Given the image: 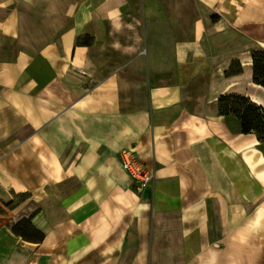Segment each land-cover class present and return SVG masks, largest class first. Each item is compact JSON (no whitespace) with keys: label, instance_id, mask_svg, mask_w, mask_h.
<instances>
[{"label":"crops","instance_id":"1","mask_svg":"<svg viewBox=\"0 0 264 264\" xmlns=\"http://www.w3.org/2000/svg\"><path fill=\"white\" fill-rule=\"evenodd\" d=\"M191 2L172 45L166 0H0V264H264L236 231L264 208V143L219 101L264 107V0ZM30 216L40 242L12 230Z\"/></svg>","mask_w":264,"mask_h":264},{"label":"trees","instance_id":"2","mask_svg":"<svg viewBox=\"0 0 264 264\" xmlns=\"http://www.w3.org/2000/svg\"><path fill=\"white\" fill-rule=\"evenodd\" d=\"M216 16H212L215 19ZM92 38L86 36L83 41L77 39L78 44L89 45ZM252 79L256 84L264 87V51L252 50ZM234 100L240 103L239 108L227 109L226 101ZM220 107L223 114H235L241 124L242 133H254L258 140L264 142V107L253 102L248 96L230 93L220 97ZM26 198V194H20ZM13 232L20 235L23 239L40 242L44 239L42 231L32 223V217L20 219L12 228Z\"/></svg>","mask_w":264,"mask_h":264},{"label":"rangeland","instance_id":"3","mask_svg":"<svg viewBox=\"0 0 264 264\" xmlns=\"http://www.w3.org/2000/svg\"><path fill=\"white\" fill-rule=\"evenodd\" d=\"M166 7L172 9V16H170V22L164 26L161 35L166 37L167 41H170L172 45L179 40L189 38L191 35V25L195 19L194 6L191 0H166ZM263 13H258L262 15ZM80 41H83L84 38L78 37ZM76 39V43H77ZM240 103L236 101H226L225 107L227 109L239 108ZM264 143L263 141H261ZM121 154V152H120ZM23 196L15 195L13 196V201L17 203L22 200ZM264 197V194L260 199ZM264 203V200L263 202ZM237 230L241 235L239 239L240 248L242 249V255H239L240 258L245 259L246 256L243 255V250L249 248V243L253 247L260 248L264 246V208H258L256 211V217L254 221L248 224H240L237 226Z\"/></svg>","mask_w":264,"mask_h":264},{"label":"built area","instance_id":"4","mask_svg":"<svg viewBox=\"0 0 264 264\" xmlns=\"http://www.w3.org/2000/svg\"><path fill=\"white\" fill-rule=\"evenodd\" d=\"M121 163L124 169H126L132 180L133 187L136 191H142L146 184L152 179L151 175H144L142 172L133 167L130 159L127 156L125 150L121 151Z\"/></svg>","mask_w":264,"mask_h":264},{"label":"bare ground","instance_id":"5","mask_svg":"<svg viewBox=\"0 0 264 264\" xmlns=\"http://www.w3.org/2000/svg\"><path fill=\"white\" fill-rule=\"evenodd\" d=\"M247 51H248V50H246L245 52H247ZM250 61H251V59H245V58H243V60H242V62H243L244 65L249 64Z\"/></svg>","mask_w":264,"mask_h":264}]
</instances>
